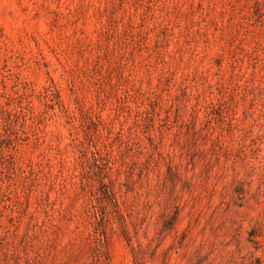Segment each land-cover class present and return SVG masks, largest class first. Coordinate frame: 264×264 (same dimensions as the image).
<instances>
[{"label":"rangeland","instance_id":"obj_1","mask_svg":"<svg viewBox=\"0 0 264 264\" xmlns=\"http://www.w3.org/2000/svg\"><path fill=\"white\" fill-rule=\"evenodd\" d=\"M0 264H264V0H0Z\"/></svg>","mask_w":264,"mask_h":264}]
</instances>
